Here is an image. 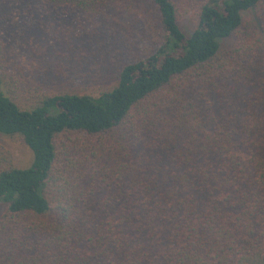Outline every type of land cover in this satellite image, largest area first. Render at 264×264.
<instances>
[{
    "label": "trees",
    "instance_id": "obj_1",
    "mask_svg": "<svg viewBox=\"0 0 264 264\" xmlns=\"http://www.w3.org/2000/svg\"><path fill=\"white\" fill-rule=\"evenodd\" d=\"M0 264H264V0H0Z\"/></svg>",
    "mask_w": 264,
    "mask_h": 264
},
{
    "label": "rangeland",
    "instance_id": "obj_2",
    "mask_svg": "<svg viewBox=\"0 0 264 264\" xmlns=\"http://www.w3.org/2000/svg\"><path fill=\"white\" fill-rule=\"evenodd\" d=\"M181 25H182V28L183 30L186 32V33H191L194 29V22L193 20L190 18V16H186L182 19L181 21Z\"/></svg>",
    "mask_w": 264,
    "mask_h": 264
}]
</instances>
